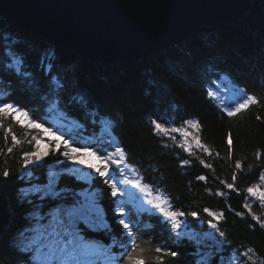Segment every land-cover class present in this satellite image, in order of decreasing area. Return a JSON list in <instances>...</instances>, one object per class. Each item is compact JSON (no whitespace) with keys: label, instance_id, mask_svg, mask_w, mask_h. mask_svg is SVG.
I'll use <instances>...</instances> for the list:
<instances>
[{"label":"trees","instance_id":"1","mask_svg":"<svg viewBox=\"0 0 264 264\" xmlns=\"http://www.w3.org/2000/svg\"><path fill=\"white\" fill-rule=\"evenodd\" d=\"M9 48L24 54V67L29 76L19 75L7 66ZM52 76L59 83H66L67 88L61 94L60 106L49 110V84L57 83L51 81ZM221 76L229 85L254 95L258 103L235 117H228L226 106L235 103L222 104L207 94ZM79 97H84L86 104L81 105ZM0 101L28 111L32 120L51 127L57 135L63 134L74 147L99 149L101 153L112 151L109 144H103L104 132L110 131L125 149L127 164L135 168L141 182L161 189L174 210L184 211L186 215L180 219L187 221L188 227L204 231L211 226L220 242L221 254L243 253L251 248L252 260L246 257L248 264L253 261L264 264V228L252 218L255 214L264 220V207L257 197L247 193L248 187L256 185L264 191V181L260 180L264 175V0H251L235 22L202 26L163 50L126 61H90L42 35L30 33L9 16L0 17ZM55 117L63 123L61 126L53 123L51 118ZM21 119L19 113L15 118L13 114L0 117V173L9 171L7 181L0 175V192L6 193L14 213L6 231L0 235V264H35L32 252L12 242L14 234L30 225L24 214L35 208L28 203H13L16 189L27 184L18 178L22 154L35 152L37 141L45 132L26 122L17 123ZM188 119L200 123L198 133L195 129L187 130L200 136L211 156L195 145L196 155L189 156L178 146L182 139L179 133L173 134L177 140L174 144L168 137L157 136L150 123L159 120L170 127H180ZM9 128L11 132L6 131ZM229 133L231 158L227 144ZM12 134L20 141L15 146ZM9 147L11 153L7 151ZM63 151V143L57 150L52 137L47 155L31 167L32 181L45 184L46 166L66 159ZM197 157L212 168H204ZM184 159L190 164L182 165ZM236 160L242 164L239 170L235 168ZM116 167L111 165L110 171ZM234 172L236 191L226 187V183H233ZM114 174L117 180L124 177L118 172ZM199 175L206 176L207 180H197ZM105 179L94 169L87 181L69 171L59 173L55 189L60 195L44 200L37 207L41 210L39 214L45 215L49 208H75L79 197L76 192H92L104 224L90 227L76 219L75 228L85 241H97L98 249L109 250L119 259V264H124L121 244L128 238L118 224L119 214L114 211L123 201L126 220L131 221L137 242L146 250L151 249L143 254L147 264H201L197 261L195 242L190 243L184 236L178 238L158 212L136 211L124 195L113 197L110 182L104 183ZM217 191L226 195L216 196ZM246 202L251 204L252 214L243 207ZM205 207L224 213L217 228L212 227L216 221L203 211ZM192 212L198 215L193 217ZM236 212L244 215L237 216ZM157 247L175 251L177 256L163 255L162 261L153 259L162 255L155 252ZM92 259L94 264H106L102 255ZM213 259L219 264L218 253Z\"/></svg>","mask_w":264,"mask_h":264},{"label":"snow or ice","instance_id":"2","mask_svg":"<svg viewBox=\"0 0 264 264\" xmlns=\"http://www.w3.org/2000/svg\"><path fill=\"white\" fill-rule=\"evenodd\" d=\"M6 55L9 58V64L7 65L9 68L15 70V72L22 76H29L30 73L25 70V59L24 54L19 52L18 50H13L9 48L6 52ZM47 58V57H46ZM51 67V65H49ZM51 81H56V85L52 86L49 84V92L50 99L49 105L50 109L53 110L60 106L61 104V94L66 91L67 84L59 83L56 76H52ZM219 87L216 90H209L208 96L216 98L219 95ZM239 95L241 99L235 103L234 106H226V113L228 117H235L237 114L241 113L244 110H247L251 105L257 104L258 100L254 95L247 94L243 90H240ZM48 99V97H46ZM77 99V98H74ZM78 101L81 105L86 104V100L84 97H79ZM19 113L22 117L21 120L17 121V123L24 124L25 122L31 127L41 129L43 132L47 133L49 136L53 137L55 141V148L58 150L60 148L61 142L63 143L64 151L63 156L67 160H76L77 157H92L98 163H92L85 159H80L78 162L80 164H86L87 167L94 169L95 172L100 176L106 178L104 183L108 184L110 182L111 195L113 197L123 196L124 191L118 186L119 184H129L131 183L133 187L138 188L141 193L144 194L146 198L147 204L151 205L154 210H157L160 216L163 218V221L166 224H170V228L173 232H176L177 237L179 238L183 233L178 232V229H181L183 225L187 224V221H182L180 218L184 217L186 213L179 209L173 208V205L170 199L161 193L158 189L153 188L152 185L142 184L139 180L131 181L120 179L117 180L116 175L114 173H119L121 176H126L127 173L123 168L119 166L123 163L126 167L131 168L135 171L131 165L127 164V153L125 149L118 143L110 144L109 147L113 148V151H105L101 153L99 149H91L89 147H74L69 142L68 139H64L63 134L57 135L55 131L51 127H43L42 124L35 122L29 117V112L21 109L14 103H8L4 101H0V117H6L9 114H13V118H15V114ZM259 119V117H257ZM153 131L157 136L164 138L168 137L172 140L174 144L177 143L176 137L173 135L174 133H179L182 138L178 143V146L183 149V151L187 152L189 156H195L196 152L193 150V145L195 148L201 150L203 153H207L209 156L212 155L211 151L207 146H205L201 142V138L198 134L190 133L187 129H195L197 133L200 130V123L194 119L185 120L184 123L180 127H170L166 123H162L159 120H152L151 122ZM7 132H11V129H7ZM189 137H191V142L189 141ZM13 146L20 143L15 134H12ZM7 139V136L5 137ZM33 140L36 139L34 136ZM228 144V155L231 158L232 155V138L231 133L228 135L227 139ZM167 147V145H164ZM9 153L12 152V148L9 147L7 149ZM47 155V152H41L39 148V141H37L36 151L35 152H26L22 154L23 164L21 171L24 172L28 169L30 164H37L42 156ZM257 157L259 158V153H257ZM197 160L200 164L203 165L204 168L211 169L212 165L206 163L200 157H197ZM60 163H64V161H60ZM181 164L187 166L190 164L188 159H184L181 161ZM111 165H116L115 169H112L110 172ZM242 164L240 160L235 161V168L237 170L241 169ZM7 181L9 177V171L5 169L2 173H0ZM197 180L206 181L207 178L204 175H199L196 177ZM237 179V175L234 172L232 175L233 183H226V187L230 190L236 191L234 187V183ZM260 180L264 181V175L260 176ZM222 184L225 181H221ZM55 184L53 180L50 178L48 185L45 186L44 195H55L59 196V192H55ZM33 192H41V188L39 186H34L31 189ZM208 193L211 195V190L206 189ZM247 193L251 197H257L261 207H264V191H261L259 185L254 187H248ZM24 196H27V192H22ZM216 196H225L226 194L223 191H217L214 193ZM44 195L40 198L43 199ZM31 203V201H29ZM245 209L248 210L249 214H252V206L249 203H245L243 205ZM231 210V207L229 206ZM59 209L57 210V215L54 216L53 222L48 225H42L39 228L31 229L33 235L23 236L21 240V244L23 245V249L28 252H34L36 254L35 264H94L92 257L94 256H103L106 261V264H119V259L114 257L109 250L98 249L93 245L86 242L78 233L75 228V223L72 220L71 212L68 213L67 219H61L59 217ZM116 213L119 214L118 224L122 226L124 230L125 236L128 238L127 242L121 244V248L123 249L120 255L125 258L124 264H147L143 254L145 251H151V249H145L140 246L137 242V234L133 231V227L131 226V221L126 220L125 216V207L124 202L121 201L116 208L114 209ZM131 210L129 209V212ZM203 211L212 218V221H216V223L212 224L213 228L218 227V223L224 218L223 212L212 211L209 208L205 207ZM191 215L193 217L197 216L196 212H192ZM237 216H243V212H236ZM252 218L257 221L260 228H264V220L255 214H252ZM38 219H43V217H38ZM210 221V223H212ZM223 236V233H220ZM189 242L193 243L192 237H189ZM221 241V245H222ZM130 249V250H129ZM218 250V249H217ZM253 250L248 248L247 251L243 253H239L237 257H233L232 259H236L239 257H247L248 260H252L250 253ZM155 252L162 255H157L153 259L162 261L163 255H169L172 257L177 256V252L171 250H163L160 247L155 248ZM215 256V252H210L205 256L201 264H217V261L213 259ZM232 259H228L226 264H232ZM223 264V261L221 262ZM253 264L255 262L253 261Z\"/></svg>","mask_w":264,"mask_h":264},{"label":"water","instance_id":"3","mask_svg":"<svg viewBox=\"0 0 264 264\" xmlns=\"http://www.w3.org/2000/svg\"><path fill=\"white\" fill-rule=\"evenodd\" d=\"M251 0H0L9 16L90 61H126L163 50L202 26L235 22ZM0 192V235L11 219Z\"/></svg>","mask_w":264,"mask_h":264},{"label":"rangeland","instance_id":"4","mask_svg":"<svg viewBox=\"0 0 264 264\" xmlns=\"http://www.w3.org/2000/svg\"><path fill=\"white\" fill-rule=\"evenodd\" d=\"M219 87V95L216 97V99L222 103V104H227L229 102L236 103L241 99L239 92L240 89L236 86L229 85L227 83L226 78L220 77L215 81L214 88L212 90H216V88ZM55 116H58L57 113H55ZM56 124H63L60 120H58V117L54 118ZM59 122V123H58ZM46 134V135H45ZM40 137L39 140V148L41 152H46L48 147L50 146V141L52 140V137L49 136L47 133H45ZM49 136L51 138H45ZM104 140L105 142L103 144L110 145V144H115L117 143L116 138L112 135V133L108 130L104 132ZM44 137V138H43ZM55 142V141H54ZM114 149H112L113 151ZM80 159H85L87 161H90L92 163H98L94 158L92 157H77L76 160H67L64 159V163L59 162H54L51 164H48L46 166V182L43 185H39L37 182L32 181V172H31V167L34 164H30L28 166V169L24 172L20 171L18 178L23 179L26 181L27 184L24 186L18 187L14 193V202L13 205H21V204H27L30 207L35 208L34 210H30L27 212L25 217L30 220V225L27 227H22L20 229V232L17 234H14L13 236V241L18 247L23 249V245L21 244V240L23 236H30L33 235V232L31 229L34 228H39L42 225H48L49 223L53 222L54 216L57 215V210L59 209V217L61 219H67L68 213L71 212L72 214V220L75 222L76 219H79L81 222L89 225L92 227L94 225L101 227L104 222L102 219V216H100V207L98 206V203L96 201V198L94 197L93 193L90 191H78L76 192L77 195H79L77 199V205L75 208L69 209V208H63V207H57V208H49L48 210L45 211V215L39 214L41 210L37 208L39 205L43 204L42 202L50 197H54L55 195H44V190L45 186L48 185L49 179L51 178L56 184V177L59 173L63 171H69L71 173L76 174L80 179H83L87 181L90 177V171L92 170L91 168L87 167L86 164H80L78 161ZM120 168H123L124 171L129 175V177L126 175L121 179L124 180H131V181H136L141 180L137 176V173L133 171L131 168H128L125 166V164L120 165ZM111 170V167H110ZM111 172V171H110ZM35 178V177H34ZM142 183V182H141ZM144 184V183H142ZM34 186H39L41 188V192H33L31 189H33ZM123 191H124V196L125 200L128 202V204L136 211H156L152 208L151 205L147 204L146 198L143 193L140 192L138 188L133 187L131 183L129 184H119L118 185ZM158 189L161 193L164 194V192ZM155 190V189H154ZM55 192H58L56 189H54ZM22 192H27L28 195L24 196ZM44 195V198L41 199L40 197ZM165 195V194H164ZM8 199V197H7ZM31 201V203H29ZM9 205V211L11 212V216L14 215L13 211H11L10 203ZM38 217H43V219H38ZM10 224H7V226ZM170 225V224H169ZM180 233H183V235L186 238L189 239V237H192V240L195 242V246L197 248L196 250V256H197V261H202V259L207 256L208 253L210 252H215L219 254V264L223 261V264H226L228 259H232L233 257L238 256V252L233 251L230 254L223 255L220 253V242L216 238L215 234L213 233V230L210 228L204 230V231H197L194 230L191 227H188L187 225H183L181 229L177 230ZM79 233V232H78ZM218 249V250H217ZM34 259L36 258V254L32 252ZM232 264H248L247 258L246 257H239L236 259H232Z\"/></svg>","mask_w":264,"mask_h":264}]
</instances>
